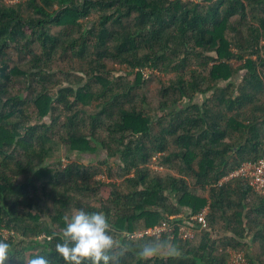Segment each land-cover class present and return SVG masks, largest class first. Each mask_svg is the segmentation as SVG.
Masks as SVG:
<instances>
[{
  "label": "trees",
  "instance_id": "16d2710c",
  "mask_svg": "<svg viewBox=\"0 0 264 264\" xmlns=\"http://www.w3.org/2000/svg\"><path fill=\"white\" fill-rule=\"evenodd\" d=\"M27 2L31 13L0 0V231L8 234L0 239L12 245L6 264H24L31 250L29 257L41 254L64 264L55 246L65 217L79 208L108 217L117 242L110 264H228L227 249L252 246L259 251L244 252L249 264H264V197L242 179L220 184L264 155V17L257 15L264 14V0ZM251 12L257 24L249 21ZM94 13L97 25L88 28L84 21ZM36 42L41 52H33L31 69L4 58L8 48L30 53ZM58 52L75 56L77 79L46 70ZM201 58L204 74L185 70ZM232 61L242 65L234 68ZM155 71L176 73L177 79L163 88L171 90V99L163 95L150 114L143 96L141 108L133 99ZM21 76L34 77L41 89L27 96L11 89L13 77ZM198 95L208 102H198ZM184 103L189 105L172 109ZM59 149L75 155L103 149L108 169L102 172L112 170L111 158L124 180L96 181L98 167L92 171L77 161L63 167L57 159L55 165ZM153 157L164 174L150 167ZM173 168L175 175L168 172ZM101 187L102 197L96 195ZM235 207L240 209L229 214ZM205 209L208 227L193 222L197 234L190 241L177 239L176 232L133 236L170 216L181 214L174 221L183 222ZM43 215L50 219L40 224ZM248 236L249 245L237 238ZM143 242L160 247L141 257Z\"/></svg>",
  "mask_w": 264,
  "mask_h": 264
},
{
  "label": "rangeland",
  "instance_id": "374dc122",
  "mask_svg": "<svg viewBox=\"0 0 264 264\" xmlns=\"http://www.w3.org/2000/svg\"><path fill=\"white\" fill-rule=\"evenodd\" d=\"M6 3H10L11 5H17V7L19 9H21L22 11L26 12V13H31L32 12V9L29 8V3L27 2V0H4ZM186 1H193V0H186ZM258 16L260 17H264V14H258ZM252 12L251 14L249 15V21L253 22V24H257V21L252 19ZM97 14L94 13L93 15H91L88 19V21H84V24L88 27V28H93L97 25ZM60 29L59 28H56V27H53L51 29V32L56 34L58 33ZM75 36H78L79 34L77 32H75L74 34ZM24 43H26L27 39H24L23 40ZM264 45V43H263ZM31 51L30 53H26V52H23V51H20L18 48H15V46H13L12 48H8V52L7 54L5 55V59L7 60V62L9 63L10 66H13L14 64H19L20 66H22L23 68H27V69H31L33 66L32 64L34 63V61L32 62L31 64V59H32V54L33 52L39 54L41 52V47H40V43L39 42H36L34 45H32L30 47ZM211 55H214V54H211ZM205 61L204 58H201L200 60H192L190 63H189V66L185 69V70H191V69H195V70H198V72L200 73H205L207 68L204 67V65L202 64L203 62ZM75 62V63H74ZM49 66L46 68V70H50V72H53V73H56L55 74V78L58 77V75L60 74L61 71H63V73H68L70 76V80H74L75 78L77 79L78 78V75L75 74V70L73 69V67L75 68L74 65L78 66V62L75 58V56L73 55L72 56V53H60L58 52L50 61H49ZM80 64V63H79ZM232 65L234 68H237L239 67L240 65H242V62H239V61H232ZM72 66V67H71ZM264 72V70H262ZM245 75V71L242 70L240 71L234 78V80L236 81V84L240 83L241 80L243 79ZM188 79H190V75L188 74ZM126 82H130L134 79V73L131 72L129 73V75L125 78ZM177 77H176V73H173V72H162V71H155L154 73V76L152 77V79L147 83V85L145 87H141L140 89H137L135 92V99H133V104L138 107V108H141L143 105H142V96L145 98V101L147 103V108L148 110H153V107H157L159 102L160 101H163V95H165V100L168 101V99H171L172 96H170L169 98H167L168 95L171 94V90L168 92V93H164L163 92V88H165L166 86H168L170 84V82H174L176 81ZM2 82V81H1ZM67 83V82H66ZM64 83V84H66ZM222 87H226L225 83H223ZM1 86V84H0ZM11 87V89H13L14 91H19L21 90L22 92H24V94H26V96L28 95L29 91L30 90H33V91H36V90H40L41 89V85L39 83L36 82V80L34 79V77H31V76H28L27 78L21 76V77H13V81L11 82V84L9 85ZM96 86V85H94ZM134 93V92H133ZM131 93V94H133ZM168 94V95H167ZM260 96L261 98L264 100V91L260 93ZM208 98V96L206 95H198L197 96V101L202 103V102H208L206 101ZM94 105L89 109V111H94L95 108H94ZM187 105H189V103H184V104H181L179 106H174L172 107V109H175V108H183V107H186ZM32 106L29 105L28 108H27V112L28 114H32ZM150 114H152V111L150 112ZM85 120H88V119H85ZM156 123V120L153 122V125H154V130L155 132H157L158 130H160L161 128L160 125H155ZM166 124L164 123L163 126H165ZM169 143H171V140L169 141ZM173 147L170 146L169 147V150H171ZM59 158L57 157L54 161H52L53 164L56 165V162H57V159H60L61 162H62V166L65 167L66 165H68L70 162L72 161H77L78 163L84 165L85 167H88L90 169H92V171H95L96 168L98 167V174H96L95 176V180L97 181V179H100L103 177V179L105 181H117V182H122L124 180V177L122 176V172L119 170L118 168V165H116L111 158H109L107 160V163L111 164L112 166V170L109 171L107 170L105 173L102 172V170H106L108 169L107 166H105L103 164V160L106 158V151H104L103 149H99L97 151L96 154H83V155H75V154H67L65 149H59ZM70 158H69V157ZM157 158L156 157H153L152 159V163L150 165V167L152 166L153 170L155 172H162L164 174V171L162 168L160 167H156L154 164L156 162ZM51 163V164H52ZM172 174H176V170L173 168V169H170V171H168ZM105 194V190L103 187L100 188V190L98 191V193L96 195H99L100 197H102V195ZM236 197H234L235 199ZM94 199H98V197H95L94 196ZM240 208L239 207H235L231 210V212H228L229 214L233 213L234 211H237L239 210ZM175 216V215H173ZM50 218H48L46 215H43L42 216V219L40 221V224H45L49 221ZM223 221V220H222ZM221 221V222H222ZM29 223L30 225H33L34 223L32 222H27ZM35 225V224H34ZM225 226V223H222L221 224V228L223 229V227ZM220 232H223L222 230H219ZM254 234L257 232L256 230H253ZM0 233L2 234L3 238L7 239L8 238V234L6 231H0ZM250 233V229L247 228L246 231H245V234H248ZM252 233V232H251ZM253 234V233H252ZM113 235V234H112ZM231 234H229L230 236ZM226 237V235L224 234L223 235V238ZM113 238L115 240L116 236L113 235ZM239 241H241L242 243H247L248 245L250 244V237L248 236L247 238H240V237H237ZM42 237L39 238V240L43 243V239ZM41 243V244H42ZM246 244V245H247ZM247 248V247H246ZM44 249L43 246H40L37 250L40 251ZM232 249V248H231ZM234 250V249H233ZM251 250V251H250ZM245 251H248L249 253L251 252H254L256 251V253L259 251L258 249H254V247L252 246V249H246L244 250L243 252ZM35 252L34 251H28L26 253H24V257L28 258L29 255L31 253ZM248 263H249V260H247ZM257 262L255 264H260L258 262V260H256ZM264 262V260H263ZM262 262V263H263Z\"/></svg>",
  "mask_w": 264,
  "mask_h": 264
},
{
  "label": "clouds",
  "instance_id": "9594fccd",
  "mask_svg": "<svg viewBox=\"0 0 264 264\" xmlns=\"http://www.w3.org/2000/svg\"><path fill=\"white\" fill-rule=\"evenodd\" d=\"M117 246L112 235V226L102 210L77 209L65 217L64 227L56 243V252L62 257L64 264H110L111 250ZM160 244L143 242L138 245V255H153ZM12 245L0 239V264H6L11 255ZM24 264H51L45 255L35 254Z\"/></svg>",
  "mask_w": 264,
  "mask_h": 264
},
{
  "label": "built area",
  "instance_id": "2783aa9c",
  "mask_svg": "<svg viewBox=\"0 0 264 264\" xmlns=\"http://www.w3.org/2000/svg\"><path fill=\"white\" fill-rule=\"evenodd\" d=\"M157 167V165H155ZM153 169V168H152ZM242 179L255 193L264 197V155L255 162H245L238 169L229 173L222 178L220 184L225 182ZM208 209L203 210L198 215H190L184 217L183 222H176L174 220L180 219L182 215H175L168 217L169 221H164L160 225L151 228H144L133 236L135 238L155 237L159 238L163 233L172 234L176 232L177 239L185 242L192 240L197 234V230L191 226L193 222H197L201 229L208 227ZM228 264H249L248 259L243 251L227 249Z\"/></svg>",
  "mask_w": 264,
  "mask_h": 264
},
{
  "label": "crops",
  "instance_id": "0c3cea01",
  "mask_svg": "<svg viewBox=\"0 0 264 264\" xmlns=\"http://www.w3.org/2000/svg\"><path fill=\"white\" fill-rule=\"evenodd\" d=\"M181 215V214H180Z\"/></svg>",
  "mask_w": 264,
  "mask_h": 264
}]
</instances>
